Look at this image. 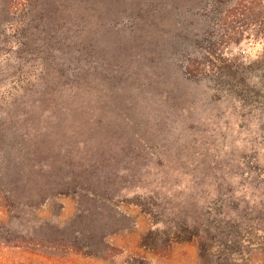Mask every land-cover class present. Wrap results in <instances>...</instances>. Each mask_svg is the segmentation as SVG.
Masks as SVG:
<instances>
[{"label":"rangeland","instance_id":"374dc122","mask_svg":"<svg viewBox=\"0 0 264 264\" xmlns=\"http://www.w3.org/2000/svg\"><path fill=\"white\" fill-rule=\"evenodd\" d=\"M218 1L0 0V264H264V30Z\"/></svg>","mask_w":264,"mask_h":264},{"label":"trees","instance_id":"16d2710c","mask_svg":"<svg viewBox=\"0 0 264 264\" xmlns=\"http://www.w3.org/2000/svg\"><path fill=\"white\" fill-rule=\"evenodd\" d=\"M226 1V2H225ZM225 4L221 6V1L215 3L214 7L217 6L220 9L218 10V19L221 21L222 25L231 24L232 21H240L241 19H250V22H260L261 29L264 30V6L261 4L262 0H225ZM261 35H264V31H261ZM6 202H10L8 197ZM4 201V202H5ZM23 241L27 244L34 246H45L50 248L57 249H71L76 252L88 253V254H98L104 256H114L122 252L121 248L116 246H110L103 244L99 241L100 244L93 245L91 247L89 243L82 244L78 239L66 241L65 239H38L36 237H22ZM102 244V245H101ZM83 245H89L88 249H85ZM107 246V247H106ZM134 261L140 262L141 264H149L147 260L143 257H136ZM130 261H127L126 264H129Z\"/></svg>","mask_w":264,"mask_h":264}]
</instances>
